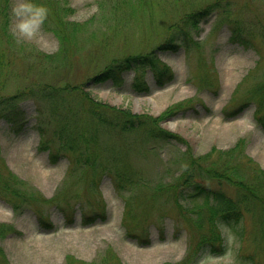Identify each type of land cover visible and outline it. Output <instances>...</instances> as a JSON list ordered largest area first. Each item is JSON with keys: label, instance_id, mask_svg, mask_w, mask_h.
Instances as JSON below:
<instances>
[{"label": "rangeland", "instance_id": "rangeland-1", "mask_svg": "<svg viewBox=\"0 0 264 264\" xmlns=\"http://www.w3.org/2000/svg\"><path fill=\"white\" fill-rule=\"evenodd\" d=\"M212 1L155 0L154 7L139 13L133 25L115 21L114 28L109 11L105 17L99 15L101 0H67L66 6L73 11L66 18L85 24L79 44L86 50L71 57L68 65L52 66L55 70L46 72L37 53L55 54L60 49L58 38L47 29L52 18L56 19L52 7L47 6V28L42 23L28 36L14 31L17 18L12 13L7 32L14 39L13 46L0 41L5 63L16 55L4 65L8 70L3 89L6 73L0 77V101L4 102L0 106V224L14 228L1 242L8 259L5 264H66L69 256L89 264H185L182 262L197 240L194 234L190 240L191 222L181 216L166 193L151 199V187L173 181L196 160L205 168L217 164L230 170L238 166L249 181L254 180L256 167L264 170V127L256 117L259 103L253 94L264 75V39L257 33L264 32V0H220L230 3V16L243 25L242 36L247 42L233 40L232 23L215 13L190 33L194 41L188 50H157L174 74L173 80L163 81L165 85L158 82L157 71L151 67L140 73L125 72L122 86L113 81L101 85L88 81L92 96L111 106L153 117L173 108L160 125L183 141L160 142L140 130L98 126L95 150L103 159L114 155L122 167L130 166L132 174L143 178L132 189L119 190L112 175L106 173L97 187L93 186L94 174L70 165V151L52 160L48 148L60 147L64 135L51 119V105L27 96L6 99L31 81L60 84L71 79L84 83L114 57L150 53L165 41L171 24L189 9ZM125 13H119L116 20L128 17ZM104 19L108 25L100 23ZM141 78L150 84L149 92L135 86ZM238 142L252 165L241 153L218 158L214 152L209 159L200 158L213 148L228 150ZM195 178L208 183L198 174ZM12 184L34 194L33 204L25 201L15 207L10 203L9 199L18 201L5 188ZM225 186L232 193L230 185ZM260 214L257 210L255 217ZM87 216H95V221ZM254 225L253 215L246 213L240 227L231 228L236 236L231 260L226 256L229 245L223 235L228 247L225 254L205 251L192 264H238L239 256L254 249ZM242 230L244 242L237 235ZM260 259L264 263V258Z\"/></svg>", "mask_w": 264, "mask_h": 264}, {"label": "trees", "instance_id": "trees-1", "mask_svg": "<svg viewBox=\"0 0 264 264\" xmlns=\"http://www.w3.org/2000/svg\"><path fill=\"white\" fill-rule=\"evenodd\" d=\"M173 1L177 3L180 0ZM183 1L186 3L192 0ZM35 2L46 7L48 5L52 7V14L55 13L56 19L52 18L49 26L46 19L42 23L45 28L48 26L47 29L52 31L60 42V49L55 54L37 53V58L45 65L43 72L55 70L52 66L65 63L68 65L71 57H79V54L84 53L86 50V47L81 48L80 46L83 43L79 44L80 38L83 37L81 34L86 31L85 24H77L66 18L73 11L66 6L67 0L64 3L60 0H35ZM101 3L102 9L99 15L105 17L109 11L111 26L115 28V21L126 26L133 25L139 13L154 7L155 0H101ZM12 5V0H0V41L10 43L9 46H13L14 43V39L7 32V28L12 22ZM229 6L230 3L213 0L206 5L189 9L177 22L168 27L167 37L164 42L157 46V49L147 54L129 53L121 57H114L102 70L89 76L84 83H73L71 79H66L64 83L60 84L52 80L47 82L31 81L26 87L19 89L15 95L11 96L12 98L6 99L14 101L22 96H27L38 100V102H41L39 99L43 100V102L51 105L52 108L49 107L51 119L59 128L58 133L60 134L61 131L64 135V142L62 141L60 147L55 148L53 151L48 148L52 160L58 157L60 153L70 151L72 153L71 165H79L86 174H94L91 182L93 186L97 187L100 178H103L106 173L112 175L120 190H124L128 186L133 188L143 181L132 174L131 167H122L114 155L103 159L100 151L95 150L99 134L98 126H119L125 132L140 130L144 132L147 138L160 142L183 141L160 125V122L173 112V108L169 107L159 117L148 114H135L130 109L117 108L96 100L91 92L87 90V85L90 82L93 85H101L113 81V83L122 86L125 82L123 76L125 72L140 71L146 67H151L157 71V79L161 84L164 80L166 82L173 80L174 74L162 62L156 51L178 50L182 46L189 48L193 42V38L189 36L191 31L198 29L201 22L214 13L222 16L224 21L232 23L233 40L247 42L242 36L244 30L241 27L243 25L239 23V20L231 18L228 11ZM121 12H127L125 14L128 17L116 20L117 15ZM100 23L108 25L106 19ZM257 33L264 39V32L259 31ZM3 54L0 50V77L6 73L1 81L2 89L5 88L4 79L8 70L4 65L10 64L16 58L15 55L14 59L5 63ZM163 78L164 80H162ZM88 81L90 82L88 83ZM135 86L141 91H150V86L145 81H138ZM253 94L259 103L256 117L264 127V114H260L261 109L264 107V75L259 84L256 85ZM2 104L4 102L0 101V106ZM239 109H242V106ZM238 143L228 150L213 148L210 153L200 158L209 159L214 152L218 153V158L241 153L243 158L252 165L251 157L240 151L239 145L241 144ZM111 169H113L112 172ZM254 173V180L249 181L238 169V166L236 168L232 167L230 170L222 169L217 164L205 168L196 160L195 162L192 161L185 172L173 181L169 183L159 182L151 187V199L166 193L172 203L180 209L181 216L191 222L192 230L188 231L190 240L193 238V234L197 240L192 247L190 246L188 256L182 263L192 264L195 257L205 251H211L214 254H225L228 247L220 230L219 222L227 223L230 228L240 227L245 214L250 213L255 219V233L257 231L254 237V249L249 253H243V256H239L237 261L238 264H264L260 259V257L264 258V170L256 167ZM197 174L205 178L208 183L199 182L195 178ZM96 177L98 178L96 179ZM209 181L213 182L210 183ZM225 184L230 185L232 193H228ZM5 188L9 189L11 195L18 199V201L9 199V202H13L15 207L25 201L33 204L34 194L26 193L13 184L11 187ZM257 210H260L261 214L256 218ZM126 213L127 206L125 218L127 217ZM86 218L89 221H95V216H87ZM13 231L14 228L11 225L0 224V264L8 262L4 248L1 246L2 239ZM237 235H239L240 242H244V230L237 232ZM115 258L117 257L115 256ZM66 264L89 263L78 261L69 256Z\"/></svg>", "mask_w": 264, "mask_h": 264}, {"label": "clouds", "instance_id": "clouds-1", "mask_svg": "<svg viewBox=\"0 0 264 264\" xmlns=\"http://www.w3.org/2000/svg\"><path fill=\"white\" fill-rule=\"evenodd\" d=\"M12 12L17 18L14 31L20 35L28 36L33 34L46 19L48 8L43 4L36 3L35 0H15ZM219 227L229 245L226 256L231 260L233 256L232 245L236 241L235 233L223 221L219 222Z\"/></svg>", "mask_w": 264, "mask_h": 264}]
</instances>
